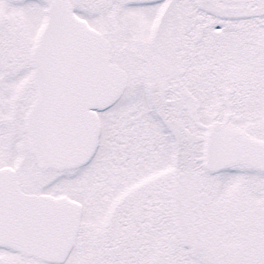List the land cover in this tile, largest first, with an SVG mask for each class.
I'll use <instances>...</instances> for the list:
<instances>
[{"label": "snow or ice", "instance_id": "1", "mask_svg": "<svg viewBox=\"0 0 264 264\" xmlns=\"http://www.w3.org/2000/svg\"><path fill=\"white\" fill-rule=\"evenodd\" d=\"M0 264H264V0H0Z\"/></svg>", "mask_w": 264, "mask_h": 264}]
</instances>
